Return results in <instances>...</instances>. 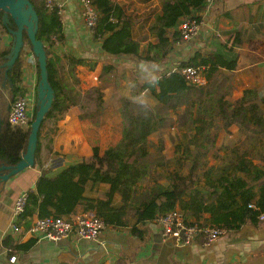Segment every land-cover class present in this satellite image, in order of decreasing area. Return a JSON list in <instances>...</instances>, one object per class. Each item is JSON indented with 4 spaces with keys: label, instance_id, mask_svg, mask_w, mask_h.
Wrapping results in <instances>:
<instances>
[{
    "label": "trees",
    "instance_id": "1",
    "mask_svg": "<svg viewBox=\"0 0 264 264\" xmlns=\"http://www.w3.org/2000/svg\"><path fill=\"white\" fill-rule=\"evenodd\" d=\"M93 1L98 11L95 35L103 39V49L112 55L129 54L150 63L165 59L175 45L184 41L180 30L172 31V28H176L186 18L202 22V12L207 6V0H164L162 13L151 27L158 42L150 43L146 50H142L141 42L133 35V19L124 7L112 0ZM37 11V38L45 44L48 78L55 91L52 106L39 130L36 163L42 165L44 140L49 138L46 145L50 148L49 143L53 141L59 120L71 105L77 103L79 94L69 88L59 72L60 54L55 50V41L64 38L59 7L50 9L42 2ZM3 15L4 12L0 11L1 35L9 34L10 28H16L12 18V25H4ZM232 32L233 43H241V31L235 29ZM24 38L25 48L31 49L26 29ZM11 42H0V91L4 90L8 98L14 99L24 94V59L22 53L7 70L4 62L10 53ZM220 47L222 49L205 52L198 49L191 57L179 61L176 70L162 73L156 87L148 84L146 79L137 80L139 90L149 91L162 108L177 112L183 109L192 123L190 129L195 127V133L183 146V150L191 157L187 172L168 167L164 174L167 183L155 177L151 184L142 186V181L150 176L152 167L148 160L150 151L146 138L141 144L111 153L114 159L112 170H105L86 159L62 165L55 174L50 173L51 169H44L35 189L27 193L24 211L16 222L20 230L24 227L27 231L35 215L70 216L79 204L84 205L85 211L102 218L107 226H128L131 233L141 239H145L147 234L142 225L158 221L161 216L175 209H180L190 222L216 225L226 230H239L247 222L258 223L259 215L264 211V94L260 95L257 88H247L241 97L233 98L235 87L228 72L238 67L239 55L227 43ZM73 60L82 61L75 57ZM36 65L40 79L41 68L37 57ZM186 65L203 67L207 83H190L181 71ZM113 70V64H106L102 79L105 80V76ZM220 74L228 85L219 82L217 78ZM224 87L226 91H223ZM9 111V102L1 94L0 165L4 168L0 174L9 172L20 161L27 149L31 123L36 116L35 111L30 125L23 127L9 121ZM126 115L129 121H134L129 110ZM84 116L81 114L82 118ZM163 119L161 117L160 122ZM216 119L223 122L224 128L237 125L243 138L233 146H222L225 153L217 155L214 158L216 162L210 163L206 155L215 146L217 135L212 137V125ZM161 165L166 166V161ZM100 183L110 184L105 196L88 195V185L94 187ZM117 195L121 197L120 204L115 203ZM205 213H209L210 217L202 220ZM37 241L32 237L22 243L10 233L3 243L8 248L9 257H13L19 252L28 251Z\"/></svg>",
    "mask_w": 264,
    "mask_h": 264
},
{
    "label": "crops",
    "instance_id": "2",
    "mask_svg": "<svg viewBox=\"0 0 264 264\" xmlns=\"http://www.w3.org/2000/svg\"><path fill=\"white\" fill-rule=\"evenodd\" d=\"M58 1L61 4L64 29L63 40L55 41V50L60 54L59 72L69 88L79 95L76 97L77 103L71 105L59 120L53 141L49 143L50 148L46 145L49 138L45 139L42 149L43 164L36 163L7 181L0 180V264H264V219L260 218L258 223L247 222L239 230L224 229L219 238L209 246L203 245L201 241L184 244L175 236L164 238L159 222L153 221L142 225L147 230L145 239L132 234L128 226H106L97 240L77 236L60 241L42 239L28 251L9 257L8 248L3 243L8 234H13L22 243L32 238L24 227L19 231L14 229V224L19 220L16 221L14 216V201L20 193L35 189L37 179L44 169H51L50 173L55 174L60 166L81 159L103 168L107 137H111L112 132L116 134L118 130L113 120L122 117L123 113L126 115L121 90L117 87L116 73L122 76L124 68L132 67L135 63L138 66L145 65L144 70L150 69L151 74L160 76L164 72L176 70L179 61L191 57L198 49L204 52L222 49L219 43L226 42L227 39L228 46L233 47L234 53L239 55L238 67L228 72L235 87L233 98L241 97L247 88L264 85V0L208 2L202 12V37L178 43L158 63L142 61L129 54H110L103 49V39L86 26L80 0ZM112 1L123 6L133 19V35L141 42L142 50H146L150 43L158 42L151 27L162 13L164 0ZM42 2L41 0V4ZM41 4L35 5L39 7ZM180 24L172 28V31L179 30ZM235 29L241 31V43H233L232 31ZM212 36L215 42L211 39ZM11 39L8 34H0V42L9 43ZM22 53V85L28 89L38 83L39 74L37 65L27 61L24 50ZM73 57L81 58L82 61L76 62ZM108 63L113 64L115 70L106 75L104 80L102 73ZM153 66L157 68L154 73L151 72ZM137 80L141 79L136 78L137 91L133 94L136 97L140 93L149 92L139 90ZM94 90L99 91L102 98L99 94L96 108L87 111L81 99L92 100ZM81 114L85 116L82 118ZM193 128L191 130L195 133ZM222 129L230 130L236 140L242 136L235 124ZM49 162L51 165L46 166ZM113 162L111 160L110 165ZM110 168L112 170V166ZM90 186L89 184L87 187L88 195L96 197H104L110 188L109 183ZM115 203H121L119 195ZM83 211L84 205L79 204L70 216ZM205 217H210V214L205 213L202 220ZM36 218L37 215L32 219Z\"/></svg>",
    "mask_w": 264,
    "mask_h": 264
},
{
    "label": "rangeland",
    "instance_id": "3",
    "mask_svg": "<svg viewBox=\"0 0 264 264\" xmlns=\"http://www.w3.org/2000/svg\"><path fill=\"white\" fill-rule=\"evenodd\" d=\"M33 2L35 4H41V0ZM201 35L202 32L196 38H201ZM211 39L213 40V36ZM213 41L215 42L216 40ZM225 41L227 42L228 40L226 39ZM226 42H221L219 45ZM149 75H153L150 73V69L149 71H146L135 63L132 67L124 68L122 76H118L116 73V77L118 78L117 87L121 90L122 95L123 111L126 113V110H131V113L134 116V121H129L127 115H124V113L122 117H117L113 120L118 130L116 134L112 132L110 134L111 137H107L106 154L104 155V160H102L103 169L109 170L112 166L110 165V161L114 160L110 155L111 153L124 151L134 144H141L144 141V138H146L150 151L148 160L151 161L150 163L152 164V167L150 176L142 181V186L151 184L155 177L159 178L163 183H167L164 174L168 167L178 168L183 172H187L191 157L187 154V151L183 150V146L188 142L190 136L193 135V131L190 129L192 123L185 115L183 109L177 112L172 109L167 110L162 108L156 99L151 94H148L150 92L143 93L150 99V107L142 109L134 102L141 94L137 95V97L133 95L134 92L137 91V88H135L136 78L142 80L146 79V76ZM217 79H219V82L222 85H228L227 80L222 78V74H220ZM254 88L258 89L260 95L264 94V85ZM26 91L27 89L24 88V92ZM223 91H226L225 87ZM1 94H4L9 102L11 97L8 98L4 90L0 91V96ZM99 94V91L94 90L92 100H89L88 98L83 100L82 97L81 103L85 104L87 111L96 108ZM234 94L235 90L232 92L233 97ZM161 117L164 118L162 122H160ZM212 126V137L217 136L215 146L211 147L209 153L206 155V157L209 158L210 163L216 162V159L214 158L218 157L217 155H223L225 153V150L221 148L222 146H233L243 138L242 135L241 138L236 140V136L231 133L230 130L225 131L222 129L223 122L219 119H216V123ZM241 144L243 143L241 142ZM177 145H181V147L179 148ZM165 161L167 165H161V163Z\"/></svg>",
    "mask_w": 264,
    "mask_h": 264
},
{
    "label": "built area",
    "instance_id": "4",
    "mask_svg": "<svg viewBox=\"0 0 264 264\" xmlns=\"http://www.w3.org/2000/svg\"><path fill=\"white\" fill-rule=\"evenodd\" d=\"M211 1L212 0H207V4ZM43 2L50 9L59 7L61 12V4L58 0H43ZM80 2L86 26L92 32L96 33L98 11L94 1L80 0ZM202 24L203 22H200L197 19H184L179 28L183 40L190 41L198 37L202 32ZM8 35L11 36L10 33ZM24 55L28 62L36 64V56L31 49L25 48ZM181 71L185 74L190 83L197 85H204L207 83V78L203 72V67L201 66L186 65ZM36 106L37 84H34L29 87L24 94L9 100V121L13 125L23 127L29 126L34 118ZM49 165L50 162L46 166ZM27 193L28 192L20 193L14 201L13 211L16 221L19 219V215L24 211L28 197ZM259 218L264 219V211L259 215ZM158 222L164 238L175 236L184 244L201 241L203 245L209 246L225 231L223 228L216 225L190 222L186 219L180 209H175L164 214L158 219ZM106 226L107 225L102 218L96 216L93 212L84 210L73 216L37 217L27 229V233L38 240L47 239L60 241L70 239L72 236L97 240ZM14 229L16 231L20 230L16 223L14 224Z\"/></svg>",
    "mask_w": 264,
    "mask_h": 264
},
{
    "label": "water",
    "instance_id": "5",
    "mask_svg": "<svg viewBox=\"0 0 264 264\" xmlns=\"http://www.w3.org/2000/svg\"><path fill=\"white\" fill-rule=\"evenodd\" d=\"M0 11L4 12V25H12L11 18L14 20L16 28H10L9 32L12 37L10 53L7 55V60L4 66L7 70L10 69L18 60L25 48L24 30L28 33L29 40L32 44L31 51L38 58L41 68L40 79L37 83V110L36 116L31 123V132L28 140V146L23 153L20 161L10 171L5 174H0V178L7 181L12 176L23 171L27 167L36 164V150L39 140V130L45 115L52 106L54 99V88L49 82L47 68V52L44 42L37 38L39 28V15L37 7L32 0H0ZM6 70V78L8 73ZM2 129V115L0 112V132ZM4 167L0 165V170Z\"/></svg>",
    "mask_w": 264,
    "mask_h": 264
},
{
    "label": "clouds",
    "instance_id": "6",
    "mask_svg": "<svg viewBox=\"0 0 264 264\" xmlns=\"http://www.w3.org/2000/svg\"><path fill=\"white\" fill-rule=\"evenodd\" d=\"M145 67V65L141 64V68L143 69ZM157 68L155 66H153V68L151 69V72H156ZM159 76L156 75H149L146 76V81L148 84H150L153 87H156L159 83ZM135 103H137L142 109H146L148 107H150L151 102L150 99L143 93L140 94L139 97H137L134 101Z\"/></svg>",
    "mask_w": 264,
    "mask_h": 264
}]
</instances>
